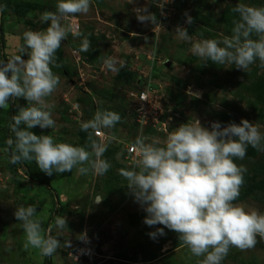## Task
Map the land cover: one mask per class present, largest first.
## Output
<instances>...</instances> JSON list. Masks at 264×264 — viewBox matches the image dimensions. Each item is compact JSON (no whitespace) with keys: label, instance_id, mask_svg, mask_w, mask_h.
<instances>
[{"label":"rangeland","instance_id":"374dc122","mask_svg":"<svg viewBox=\"0 0 264 264\" xmlns=\"http://www.w3.org/2000/svg\"><path fill=\"white\" fill-rule=\"evenodd\" d=\"M240 4L264 7V0H93L87 14L62 20L68 28L75 22L82 36L69 32L56 52L59 67L52 71L60 83L46 98V110L51 111L56 127L37 126L30 131L91 152L92 140L81 136L92 139L94 130L82 131L81 124L92 120L97 111L117 112L121 121L114 128L99 129L103 138L96 141L108 144L102 159L111 167L98 175L86 163L87 174L73 168L63 177L51 179L49 188L32 185L25 177L24 165L16 172L8 169L2 141L7 135L15 137L6 130V109H0V264H43L38 249L25 247V232L14 217L16 208L29 205L36 207L34 218L41 221L42 235L57 237L61 244L70 242V247H61L49 257L51 264H73L71 254L81 246L92 252L89 264H201L204 257L192 255L177 233L165 229V235L149 238V232L163 226L143 223L146 213L134 202L121 170H139V157L133 160L127 154L137 137L163 146L172 131L195 119L209 129L213 122L224 127L247 120L264 133V66L260 61L239 70L232 64L202 61L191 52L193 44L205 39H215L223 47V40L232 36L234 22L239 20L232 9ZM0 5L6 61L15 55L27 60L30 50L20 52L23 34L45 30L48 23L40 17L56 12L57 0H0ZM138 8L154 14L158 25L138 22ZM185 13L192 17L191 25L185 23ZM178 26L185 28L191 39L178 40ZM84 37L91 47L80 52ZM251 39L259 37L253 34ZM108 57L116 59L118 73L104 66ZM119 61H123L122 67ZM136 92L148 93L146 105L157 115L155 126H141L133 116ZM11 103L13 115L27 106L23 98ZM234 163L246 172L233 203L264 214V190L259 186L264 181V151L248 146L246 156ZM97 196H104L102 202H94ZM56 216L66 218L64 230L55 227ZM82 232L87 233L86 242L78 239ZM222 264H264V238L257 236L251 249L231 247Z\"/></svg>","mask_w":264,"mask_h":264},{"label":"clouds","instance_id":"9594fccd","mask_svg":"<svg viewBox=\"0 0 264 264\" xmlns=\"http://www.w3.org/2000/svg\"><path fill=\"white\" fill-rule=\"evenodd\" d=\"M92 2L57 0L56 12H45L40 17L48 27L23 34L24 45L20 52L23 54L29 49L28 59L15 55L6 62L0 60V109H8L10 99L27 101V106L11 117L9 128L15 139L9 138L6 143L9 147L14 145L15 152L9 163L34 161L48 176L71 172L73 168L79 174H87L89 168L83 166L86 163H90L98 175L110 169V163L102 159L107 143L92 141L89 152L85 147L57 143L50 135L37 136L30 131L37 126L40 129L56 127L51 111L46 110V98L60 83V78L52 71V67H59L56 52L69 32L82 36L81 32L64 26L62 20L87 14ZM232 10L239 20L234 22L232 36L223 40L224 46H219L220 42L215 39H205L193 44L192 54L216 65H235L239 70L248 69L257 60L264 66V7L240 4ZM136 12L138 22L158 25L156 16L146 8H138ZM185 17V23L191 25L192 17L187 13ZM175 34L178 40L191 39L183 27L178 26ZM253 34L259 39H251ZM90 47V41L84 37L79 51L87 52ZM103 63L112 72L120 70L115 58L108 57ZM119 64L122 67L123 61ZM120 121L121 115L117 112L97 111L92 120L80 127L82 131L92 129L98 133L102 128H114ZM159 143H145L144 137H137L132 148L139 157L136 164L139 170H121L134 202L146 213L143 223L148 227L163 226L149 232L150 239L165 235V229L171 230L178 234L192 255L204 257L201 264H222L231 247L251 249L257 243V236L264 238V214L257 210L246 211L233 203L240 195L246 172L234 159L242 160L248 146L264 151V133L257 125L241 120L239 125L229 123L222 127L220 122H213L209 129L195 119L172 131L163 146H157ZM92 156L95 159H90ZM103 198L97 196L94 202L100 203ZM35 216V205L20 206L14 212L26 235L25 247L31 246L42 256L50 257L61 247L71 246L69 241L61 244L57 237L42 235L41 221ZM66 224V218L55 217L57 229L64 230ZM78 239L86 242L87 233L82 232Z\"/></svg>","mask_w":264,"mask_h":264},{"label":"trees","instance_id":"16d2710c","mask_svg":"<svg viewBox=\"0 0 264 264\" xmlns=\"http://www.w3.org/2000/svg\"><path fill=\"white\" fill-rule=\"evenodd\" d=\"M4 44L5 43H4L3 30H2V26L0 24V60L6 62V57H5V54L3 53L4 48H5ZM138 93L139 92H136V94H138ZM11 100L12 99H10V102H9L10 103V107L12 106ZM4 115H5L6 119H7L6 130L10 131L9 130V125L12 123L11 117L13 116V109L12 108L6 109L4 111ZM133 116L136 117L134 109H133ZM6 134H8V133L6 132L5 136H6ZM90 136H91L92 139L88 138V136H86V137L81 136V137H83V139H88V140H92V141L99 140V139H97V138H95L93 136V132L92 131L90 133ZM9 138H10V136H8V135L6 137H3V141H2L3 145L2 146L7 150L8 169L11 172H16L17 168L20 165H24L25 166V177L27 178V180L32 185H35V186H38V187H44V188H47V187L49 188V186H50L49 182H50L51 179H57V178H61V177L64 176L63 173H60V174L53 173L51 176H48V175L44 174L42 171L39 170V168L37 167V165L35 164L34 161H32V162L22 161V162L17 163V164L9 163L10 156L15 152L14 145L9 147L8 144L6 143ZM62 143L71 144L69 142H62ZM259 186L261 187V189L264 190V181H260ZM43 264H51L50 258L49 257H44Z\"/></svg>","mask_w":264,"mask_h":264},{"label":"built area","instance_id":"2783aa9c","mask_svg":"<svg viewBox=\"0 0 264 264\" xmlns=\"http://www.w3.org/2000/svg\"><path fill=\"white\" fill-rule=\"evenodd\" d=\"M69 28H71L73 31H77L78 25L74 22ZM135 99L137 104V107L135 108L137 123L141 126H155L157 123V115L154 116L153 110L149 109L146 105L149 103L148 93L140 92L135 94ZM93 136L101 140L103 138V133L100 130H98V133L97 131H93ZM127 154L133 160L138 158L134 149L132 148V145L127 148ZM71 256L73 264H89L92 259V252L87 246H81L80 248H76ZM74 257H77V259H74Z\"/></svg>","mask_w":264,"mask_h":264}]
</instances>
